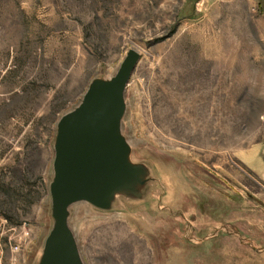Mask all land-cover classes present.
Masks as SVG:
<instances>
[{"label": "rangeland", "instance_id": "374dc122", "mask_svg": "<svg viewBox=\"0 0 264 264\" xmlns=\"http://www.w3.org/2000/svg\"><path fill=\"white\" fill-rule=\"evenodd\" d=\"M139 54L141 184L77 202L83 264H264V0H0V264H39L58 120Z\"/></svg>", "mask_w": 264, "mask_h": 264}, {"label": "water", "instance_id": "95a60500", "mask_svg": "<svg viewBox=\"0 0 264 264\" xmlns=\"http://www.w3.org/2000/svg\"><path fill=\"white\" fill-rule=\"evenodd\" d=\"M138 60L129 49L114 76L92 81L79 105L58 120L49 186L54 223L39 264H83L68 226L70 205L86 202L108 209L115 194L142 183L119 130L124 90Z\"/></svg>", "mask_w": 264, "mask_h": 264}]
</instances>
